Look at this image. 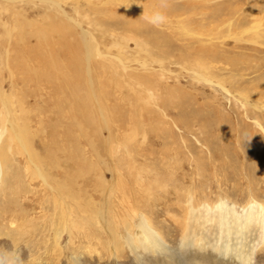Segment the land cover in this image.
I'll return each mask as SVG.
<instances>
[{
  "label": "rangeland",
  "instance_id": "1",
  "mask_svg": "<svg viewBox=\"0 0 264 264\" xmlns=\"http://www.w3.org/2000/svg\"><path fill=\"white\" fill-rule=\"evenodd\" d=\"M0 133V264H264V0H0Z\"/></svg>",
  "mask_w": 264,
  "mask_h": 264
},
{
  "label": "bare ground",
  "instance_id": "2",
  "mask_svg": "<svg viewBox=\"0 0 264 264\" xmlns=\"http://www.w3.org/2000/svg\"><path fill=\"white\" fill-rule=\"evenodd\" d=\"M8 109V108H7ZM11 110H8V115H11ZM13 122L14 121H11V125H12V128H13V130L15 131V130H17V129H19V128H17V129H15V124L13 125ZM25 128V127H24ZM21 131V130H20ZM19 133V132H18ZM1 134V133H0ZM16 134V133H15ZM2 135V134H1ZM26 135V134H25ZM23 138H26V137H23ZM25 141H27V140H25ZM25 141H24V143H25ZM21 142V141H20ZM27 144H28V146H29V149H30V141L29 142H26ZM25 146V145H24ZM26 148H28L27 146H26ZM32 148V147H31ZM29 152H30V154H31V156L34 158V160L36 161V163H35V165H36V167H37V169L39 170V172L41 173V175L40 176H42L43 177V179H50L49 178V176H47L45 173H43V170H42V164H41V160H40V156L38 155V153H36V151L32 148V149H30L29 150ZM43 163V162H42ZM0 171H3V170H1V169H3L2 168V166H1V164H0ZM44 168V167H43ZM1 176V175H0ZM3 176V175H2ZM0 180H2V179H0ZM57 190H58V188H56ZM99 224V223H98ZM143 225V224H142ZM143 227H145V224L142 226V228ZM182 264H184V263H182ZM189 264H197L196 262H191V263H189Z\"/></svg>",
  "mask_w": 264,
  "mask_h": 264
}]
</instances>
